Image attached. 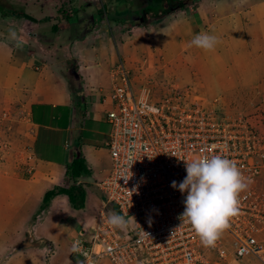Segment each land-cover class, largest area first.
I'll use <instances>...</instances> for the list:
<instances>
[{
  "label": "built area",
  "instance_id": "2783aa9c",
  "mask_svg": "<svg viewBox=\"0 0 264 264\" xmlns=\"http://www.w3.org/2000/svg\"><path fill=\"white\" fill-rule=\"evenodd\" d=\"M109 76L105 147L110 169L96 186L104 204L114 205L128 227L113 228L101 215L90 239L71 241V252L79 257L76 264H98L101 259L111 264H204L208 251L234 260L252 257L264 264V240L258 237L264 205L252 192L253 179L263 168L252 155L264 147L246 121L217 119L214 111L180 104L181 94L175 103L168 96L152 101L146 89L133 90L130 72L118 58ZM217 154L235 161L251 183L240 193L239 215L216 246L206 248L190 225L180 227L186 193L174 190L171 182L179 184L185 178L183 160Z\"/></svg>",
  "mask_w": 264,
  "mask_h": 264
},
{
  "label": "rangeland",
  "instance_id": "374dc122",
  "mask_svg": "<svg viewBox=\"0 0 264 264\" xmlns=\"http://www.w3.org/2000/svg\"><path fill=\"white\" fill-rule=\"evenodd\" d=\"M145 2L150 3L149 0H129L123 10L127 12L132 10L135 15L136 12L140 13L138 6ZM199 2L200 0L197 4L187 5L184 12L175 11L172 15L161 17L157 22L155 21L157 16L153 14H148L146 18L141 16L137 23L147 22L144 26L146 30L131 32L132 27H129L128 33H124L125 30L122 31L119 26L114 29L115 22L111 20L109 25L105 16H101L102 6H105L106 12L110 15L109 19L116 16L117 11L108 5L110 0H0V13L7 11V8L18 13L24 11L27 15H32L35 22L34 14L37 12L35 10L41 9L40 7L49 9L50 3L53 5L50 7L55 8L54 16L49 19L50 23L57 24L60 30L63 27V19L59 9H66L63 15L70 16L67 21L70 27L62 31L65 37L71 39L94 33L97 40L107 41L106 45L109 46L112 56L120 59L129 70L133 90L146 89L151 100L155 102L168 96L171 101L168 100L175 103L178 102L177 95L181 94L180 104L188 106L194 104L204 111H214L216 117H220L217 119L225 118L234 123L238 119L244 120L255 139L262 142L259 145L264 147V0H212L209 3V10L212 11L210 22L203 10L199 15V10L197 11L200 7ZM41 4L44 6H39ZM72 6L77 14L78 6L87 10L85 13L81 12L78 18H74L77 14L71 11ZM134 15L133 17L136 16ZM8 17L11 16H6ZM182 27L193 31L189 30L190 32L183 34L184 37H180L178 34ZM209 30L210 34L219 39L212 58L196 47H189V42L183 45L184 41ZM52 37H55V34H52ZM56 41L60 42L62 39L58 38ZM54 53L58 57L62 55L60 50ZM63 79L68 85L69 79L66 76ZM106 86L99 88L98 97L103 101L109 93ZM4 101L5 99L0 96V106L4 105L0 110V176L10 179L19 173L22 178H26L29 175L27 163L31 133L25 126L26 116L22 106H19L20 111L13 110V104L18 105L21 101L10 102L7 105L3 103ZM108 110L109 108L106 111ZM101 129L104 132L109 127L103 124ZM39 142L41 144L38 145L40 149L38 151L44 155L45 138L41 136ZM100 144L98 168L107 174L110 161L102 141ZM252 157L256 165H263L260 174L253 179L252 192L264 205V148L258 150ZM95 174L98 175L97 171H93V179H90L89 175L82 177L84 182L94 183H89L90 185L83 183L84 189L88 187L87 190L94 197L105 202L103 194L96 186L98 176L96 178ZM88 178L90 180H87ZM95 202L96 199L93 198L91 203L84 202L82 209L74 210L70 207L74 214L71 218L77 222L72 226H89L87 229L89 239L95 233L97 227L95 229L92 227L96 225L97 219L86 221V218L95 217V210L90 212L89 207ZM108 210L119 214L112 204L108 205ZM106 217L108 219V216ZM86 222H89L87 223L89 225H86ZM70 235L79 238L82 234L77 235L76 231H71ZM258 237L264 240V226ZM205 258L207 263L204 264H238L231 262L233 258L228 256L220 258L212 251H208ZM246 260L249 262L247 264H255L252 257H246L241 262L245 263ZM97 263L111 264L107 259H101Z\"/></svg>",
  "mask_w": 264,
  "mask_h": 264
},
{
  "label": "crops",
  "instance_id": "0c3cea01",
  "mask_svg": "<svg viewBox=\"0 0 264 264\" xmlns=\"http://www.w3.org/2000/svg\"><path fill=\"white\" fill-rule=\"evenodd\" d=\"M115 1L110 0L108 5L114 7ZM211 1L200 0L197 8L199 15L204 11L209 22ZM51 5L48 4L49 9L40 7L35 10V22L0 15L3 17L0 18V96L6 105L21 101L18 105L13 104V110L20 111L19 106H22L25 126L31 133L28 142L29 175L22 178L16 173L10 179L0 176V264H76L79 257L71 252L70 243L77 236L70 233L76 231L77 235L82 234L81 237L88 240L89 226H72L77 222L72 219L74 214L65 195L53 197L47 206L42 207L43 195L54 186L65 185V164L71 159L72 152L83 157L90 179L94 177L93 171H97L95 177L98 176V182L108 174L98 168V145L102 141L105 147L108 129L103 132L101 126L107 124L104 113L109 104L106 98L104 101L99 99L98 94L101 86L107 85V90H110L109 71L116 57L112 56L107 41L97 40L94 33L66 38L62 31L68 30L70 25L64 20L63 27L52 37L49 19L54 16L55 8ZM123 9L119 7V11ZM129 27H132L131 32L146 30L144 26L135 24ZM189 30L182 27L178 35L184 37L183 34ZM13 31L18 39L12 38ZM128 32L125 30L124 33ZM58 38L62 41L57 42ZM56 50H60V57L54 53ZM204 53L210 58L213 56V51ZM65 76L69 79L68 85L63 79ZM3 107L0 106V110ZM41 136L45 138V156L38 151ZM83 183L86 182L82 177L76 182L82 186ZM89 183L94 184L91 181L86 184ZM87 189L85 202L91 203L93 198L96 199L89 206L90 212L95 210L96 214L86 221L96 218L97 223L92 227L95 229L101 215L108 216L109 210L108 205ZM243 259L231 262L249 263L247 260L241 262ZM254 261L261 264L256 259Z\"/></svg>",
  "mask_w": 264,
  "mask_h": 264
},
{
  "label": "clouds",
  "instance_id": "9594fccd",
  "mask_svg": "<svg viewBox=\"0 0 264 264\" xmlns=\"http://www.w3.org/2000/svg\"><path fill=\"white\" fill-rule=\"evenodd\" d=\"M11 36L18 39L14 31ZM218 43L217 36L204 32L195 35L189 47L212 52ZM183 161L185 178L179 184L175 180L171 182L174 190L182 195L186 193L184 211L178 217L180 227L190 225L204 247L214 248L230 227L231 219L239 215L240 193L247 190L251 180L243 176L235 161L222 155H204ZM107 215L111 227L121 230L128 227V220L123 215L114 211ZM142 235L148 236L144 231Z\"/></svg>",
  "mask_w": 264,
  "mask_h": 264
},
{
  "label": "trees",
  "instance_id": "16d2710c",
  "mask_svg": "<svg viewBox=\"0 0 264 264\" xmlns=\"http://www.w3.org/2000/svg\"><path fill=\"white\" fill-rule=\"evenodd\" d=\"M119 1H122L123 5L122 3L120 4ZM149 1L150 3L145 2V4L138 6L139 8L138 11L140 13L136 12L135 14L136 16H135L132 10H130L129 12H127V10L118 11L120 6L126 7L129 0H116L112 4L114 7H110V8H114L117 11L115 16L116 18L114 16H111V18L109 19L110 15H108V13L106 12L105 6H102L101 8V16H103L104 14L105 20L109 25L112 20L115 22V25L119 26V28H121V30L123 31V30H127L128 25L130 24L131 25L135 24L136 26H145L147 22H145V24L137 23L138 22L137 20L140 19L141 16L142 18H146L145 16H148V14H153L154 16H157V18H155L156 19L155 21L157 22L158 19H160L161 17H167L175 11H183L187 5L195 4L199 0H149ZM74 9L75 8L72 6L71 11L77 14L78 12L76 13L75 11H73ZM78 9L80 15L81 12L85 13L87 10V8L84 10L79 6ZM65 11L67 10L66 9L64 10L62 8L59 9L62 19L64 20L65 23H67L70 16L69 15L66 16V14L63 15V13H66ZM99 11L100 10L98 9V12ZM79 14H77L74 18H78ZM0 15L11 16L16 18H24L26 20L34 22V19L31 16L27 15L24 11L18 13L11 8H7V11H5L4 13H0ZM133 15L135 17H133ZM124 26L127 28L123 29ZM49 31L51 32V34H56L59 31L58 25L51 24ZM87 175H89V171L85 165V161L83 157L80 154L72 152L71 159L65 164V177H66L65 185L54 186L51 190L46 191L42 198V207L47 206V204L53 197L57 195H65L72 209L74 210L82 209L84 207L85 196H86L85 189L82 185L76 184V182L81 177H85Z\"/></svg>",
  "mask_w": 264,
  "mask_h": 264
}]
</instances>
